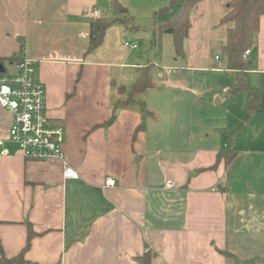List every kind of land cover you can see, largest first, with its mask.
<instances>
[{"label": "crops", "instance_id": "crops-1", "mask_svg": "<svg viewBox=\"0 0 264 264\" xmlns=\"http://www.w3.org/2000/svg\"><path fill=\"white\" fill-rule=\"evenodd\" d=\"M112 1L0 0L2 68L13 73L21 50L34 60L47 116L63 128L77 172L65 178L61 161L24 158L0 107L3 255H18L31 229L23 264H143L146 254L150 264H264V124L238 133L247 95H225L235 72L212 64L227 77L199 91L188 70L152 69L153 86L126 101L143 68L123 44L131 34L113 24L87 51L90 22L118 15ZM142 1L154 12L158 1ZM138 100L150 114L136 131ZM227 148L237 152L231 164H215ZM107 177L115 186H103Z\"/></svg>", "mask_w": 264, "mask_h": 264}, {"label": "rangeland", "instance_id": "rangeland-1", "mask_svg": "<svg viewBox=\"0 0 264 264\" xmlns=\"http://www.w3.org/2000/svg\"><path fill=\"white\" fill-rule=\"evenodd\" d=\"M155 1L156 3L158 1V3L154 12H150V8L146 9L147 3L145 4L142 0H114V2H110L113 5L117 2L126 9L129 24L122 25L131 34L127 39L138 46L134 52H136V61L140 64V67L150 65V71L152 69L164 71V68L167 67L180 72L188 70L187 72L195 80V85L199 91L205 90L208 85L220 84L219 75L227 77V74H216L210 69L212 64L217 68L225 67V64L221 62L222 60H216L215 56L222 57L221 46L227 26L219 25L218 19L224 11L226 0H205L201 3L198 12L191 13L192 26L184 42L183 56L179 57L175 55L172 36L169 33H162L153 37V32L159 21L168 17V15L160 17L157 13L167 2L165 0ZM250 51L251 54L247 59L249 62L248 67L254 69V71L245 74V76L248 79L249 86L255 87L258 91L261 104L258 111L247 121L245 106L241 105L239 118L241 119L240 125L243 127L238 133L246 132V128L252 125L256 129L264 124V73L262 71L264 69V18ZM187 65L190 68L187 69Z\"/></svg>", "mask_w": 264, "mask_h": 264}, {"label": "trees", "instance_id": "trees-1", "mask_svg": "<svg viewBox=\"0 0 264 264\" xmlns=\"http://www.w3.org/2000/svg\"><path fill=\"white\" fill-rule=\"evenodd\" d=\"M166 1L167 4L160 8L157 13L160 17L166 15H168V17L167 19L165 18L159 21L157 28L153 32V37L162 33H169L172 36V45L175 55L178 57L183 56L184 39L187 37L191 27V11L202 0ZM114 8L118 14L117 16L113 18H96L90 22L88 52L101 43L103 34L109 26L113 24H129V19L126 16V9L117 2L114 3ZM263 14L264 0H228L226 11L219 21L220 24L227 26L225 42L221 47V58L225 64L224 68L235 72L234 82L226 89L225 95L231 96L240 92L246 93V121L258 108L260 104V96L256 89L251 88L248 85L245 71L249 69V62L243 54L246 50L250 51L255 36L259 31L260 18ZM150 69V65L141 69L139 76L129 88L126 101L134 100L135 96L143 94L147 89L153 86ZM120 91L126 92V89L121 87ZM138 104L140 107L141 119L136 127V131L143 128L145 119L150 114L142 100H138ZM114 117L115 111L113 110L107 123H110ZM233 141L234 133L232 134L230 142ZM236 155L237 152L231 148L220 150L217 153L215 164L223 159L226 166H229ZM31 235L32 231L29 229L24 248L14 257L6 258L0 249V264H23L24 251L29 246ZM143 264H150L149 254H146L144 257Z\"/></svg>", "mask_w": 264, "mask_h": 264}, {"label": "built area", "instance_id": "built-area-1", "mask_svg": "<svg viewBox=\"0 0 264 264\" xmlns=\"http://www.w3.org/2000/svg\"><path fill=\"white\" fill-rule=\"evenodd\" d=\"M95 16L98 10L93 11ZM123 44L137 49V44L124 40ZM249 53L246 50L244 57ZM216 58H218L216 56ZM14 72H0V107L12 114L8 139L24 158L35 161L58 160L62 162L65 178L77 177V172L67 163L62 151L64 130L53 125L46 113L45 87L35 78L34 60L21 50L14 60ZM1 144V141H0ZM5 154V151H1ZM116 180L107 177L104 187L115 186ZM166 187L171 183L166 182Z\"/></svg>", "mask_w": 264, "mask_h": 264}, {"label": "water", "instance_id": "water-1", "mask_svg": "<svg viewBox=\"0 0 264 264\" xmlns=\"http://www.w3.org/2000/svg\"><path fill=\"white\" fill-rule=\"evenodd\" d=\"M4 70H3V68H2V65H1V63H0V72H3Z\"/></svg>", "mask_w": 264, "mask_h": 264}]
</instances>
